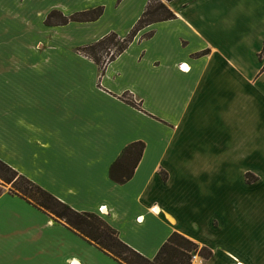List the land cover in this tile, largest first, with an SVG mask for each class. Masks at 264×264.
<instances>
[{"label":"crops","instance_id":"1","mask_svg":"<svg viewBox=\"0 0 264 264\" xmlns=\"http://www.w3.org/2000/svg\"><path fill=\"white\" fill-rule=\"evenodd\" d=\"M148 2L0 0V160L73 209L99 214L150 259L176 231L213 251L207 259L195 255V264H264L259 199H231L227 182L225 194L198 209L201 202L183 192L198 174H223L230 158L220 137L198 164L205 155L196 144L201 110H219L223 97L239 98L241 89L254 88L259 101L264 95V77L253 79L264 65V0L165 1L176 18L143 28L102 73L78 52L110 32L125 37ZM100 6L94 21L45 23L53 10L69 16ZM243 46L254 47L255 70L245 69ZM125 93L140 109L122 99ZM135 141L145 143L144 152L132 178L119 184L110 167ZM250 153H236L241 173L251 170ZM242 181L253 191L263 184ZM0 264L121 263L2 188Z\"/></svg>","mask_w":264,"mask_h":264},{"label":"trees","instance_id":"2","mask_svg":"<svg viewBox=\"0 0 264 264\" xmlns=\"http://www.w3.org/2000/svg\"><path fill=\"white\" fill-rule=\"evenodd\" d=\"M103 11L104 8L100 6L65 16L60 11L53 10L48 14L45 23L48 25H62L70 21H94L102 15ZM174 18H176V14L163 0H149L142 16L125 37L110 32L93 43L78 47L77 50L79 53L93 59L99 65L102 73L109 62L116 59L129 47L143 28L155 22ZM152 34L151 31L144 34L143 37L148 38ZM112 47L116 49L113 51ZM122 99L136 108L140 109L141 107L140 101L137 102L130 93H125ZM144 149L145 143L143 141H135L127 145L110 167L111 179L119 184L128 182L133 176ZM161 174L163 179H167L165 172H161ZM0 178L12 185L9 190L11 193L21 196L34 206L50 214L55 221L65 223L71 230L121 264H195L193 262L195 255L205 259L213 255L210 248L202 246L175 231L161 246L156 256L150 259L126 244L120 238L118 230L99 214L80 212L73 209L2 160H0Z\"/></svg>","mask_w":264,"mask_h":264},{"label":"rangeland","instance_id":"3","mask_svg":"<svg viewBox=\"0 0 264 264\" xmlns=\"http://www.w3.org/2000/svg\"><path fill=\"white\" fill-rule=\"evenodd\" d=\"M164 2H169L171 0H163ZM165 2V3H166ZM235 15H230V17ZM225 20H227L225 18ZM228 20H231L229 18ZM254 47H240V49H245V69L247 70H255L259 64V60L255 59L250 54L253 52ZM113 51L116 49L112 47ZM249 49H251L249 51ZM244 55V54H243ZM258 57L262 59L264 57V46ZM260 65V64H259ZM257 77H264V65L260 68L259 75L258 73L253 77V79H257ZM225 88V87H223ZM237 88V86H231L230 89ZM241 89V88H240ZM240 97L237 98L238 94L236 92H230L228 95L230 97H234V99H230L229 97H223L221 101L217 103V105L223 102V106L217 110L208 106L205 109H202V113L198 117V129L199 132L202 133V136L197 137L196 144L198 152L205 153V155H200L198 157V164L200 161H204L206 157H211V155H207L209 153L208 144L209 142L213 145V140L219 139L221 137L222 144L227 146L229 144L230 149L224 150L230 154L229 160L225 159L226 168L224 173H212L196 175V179L191 185V189L183 190L185 194L190 198L193 203H200L198 209H203L205 202L204 200L212 198H220L218 195L221 194L222 190H224V194L227 192V182L231 187L230 192H228L229 197L232 198H246L252 199L256 198L260 201V209L258 211V227L257 231L260 234L264 235V95L261 101L254 99L255 89H248L246 93H242V89L240 91ZM253 93V94H251ZM221 97V96H220ZM138 102V101H137ZM205 135V137L203 136ZM223 135H228L229 141L223 139ZM210 146V145H209ZM233 149H236L234 151ZM245 153L252 152L251 157L246 160L247 166H252L251 170L246 169L243 173H241L242 165L244 163L243 159H239L236 153ZM233 156H236L234 158ZM216 157H220L218 155L215 156L214 160L220 162ZM207 160V159H206ZM229 163L230 167L226 165ZM218 166V165H217ZM228 168V169H227ZM244 177H242V175ZM204 178V179H203ZM243 179H245L246 183H257L259 180L263 183L260 189L252 190L246 189L249 186L243 183ZM207 181V182H206ZM243 184V185H242ZM0 186L2 188L10 190L12 185L6 183L0 178ZM246 186V187H245ZM235 188H241L237 190ZM237 191H233V190ZM241 191V192H240ZM250 197V198H249ZM243 200V199H241ZM187 206H193L192 204H188ZM243 209V208H242ZM241 209V210H242ZM245 213H247L248 205L247 203L244 205ZM211 212V211H209ZM201 216V212H198ZM248 214V213H247ZM205 216V215H203ZM247 221L252 222V218H247Z\"/></svg>","mask_w":264,"mask_h":264}]
</instances>
